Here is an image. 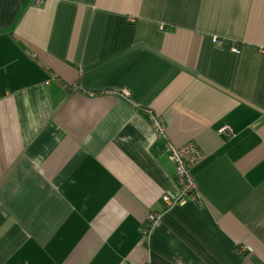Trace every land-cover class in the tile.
Here are the masks:
<instances>
[{
    "label": "crops",
    "instance_id": "crops-1",
    "mask_svg": "<svg viewBox=\"0 0 264 264\" xmlns=\"http://www.w3.org/2000/svg\"><path fill=\"white\" fill-rule=\"evenodd\" d=\"M124 261L264 264V0H0V264Z\"/></svg>",
    "mask_w": 264,
    "mask_h": 264
},
{
    "label": "built area",
    "instance_id": "built-area-1",
    "mask_svg": "<svg viewBox=\"0 0 264 264\" xmlns=\"http://www.w3.org/2000/svg\"><path fill=\"white\" fill-rule=\"evenodd\" d=\"M37 4L42 0H34ZM152 124L158 134L165 132L164 121L155 115H152ZM232 127L229 125L221 129V133H232ZM169 157L176 167L175 177L178 184L177 195L165 193L162 195V202L166 207L174 205H184L187 203H196L202 205L203 195L200 191L199 183L193 176L192 169L198 165L205 157L204 152L200 146L194 142L189 141L183 145L168 144L167 147ZM160 218L159 213H150L148 215V223H154ZM122 264H132L127 261Z\"/></svg>",
    "mask_w": 264,
    "mask_h": 264
}]
</instances>
